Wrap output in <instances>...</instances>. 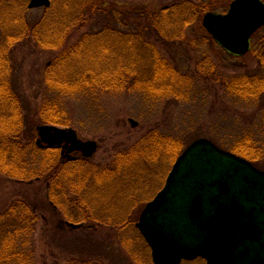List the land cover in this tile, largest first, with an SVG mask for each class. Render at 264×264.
<instances>
[{"label": "rangeland", "instance_id": "374dc122", "mask_svg": "<svg viewBox=\"0 0 264 264\" xmlns=\"http://www.w3.org/2000/svg\"><path fill=\"white\" fill-rule=\"evenodd\" d=\"M56 1L59 5L61 0ZM96 1L102 2L105 14L98 16L97 7L83 2L84 12L89 17L82 16L71 26L67 38L58 47H40L31 36L15 42L8 56L12 67L8 70L11 71L7 75L8 85L14 87L19 95L24 124L33 129L35 145L36 127L52 124L72 128L80 139L97 142L94 155L82 163L89 169L95 167L100 172L110 168L112 171L119 170L120 166L115 163L126 155H141L145 158L146 153L152 155L157 152L159 156L153 160L154 164L149 162L150 167L142 171L145 174L144 182L133 181L128 188L130 180L120 178L121 185L120 182L114 185L115 189H125L128 193L124 197L120 196V192L117 197L114 195L117 204L113 206V210L116 209L114 216L128 221L118 228V232L111 225L101 227L98 222L89 219L85 222L90 221L94 230H70L64 225V219L59 218L57 228L60 231L49 234L44 224L47 216L41 214L35 233L39 264H66L83 247L88 249L89 243L92 247L100 248L103 264H153L149 246L144 239L136 238L139 231L135 224L144 205L156 194V186L159 184L158 188H161L176 153L198 137H206L228 151L234 148L231 152L235 154L241 149L249 157H257L254 161L248 158L250 162L264 168V89L259 90L256 96L247 93L257 86L264 87V63L258 57L264 50L254 51L252 45L245 55L233 56L204 31L201 19L200 30L194 31L197 40L171 42L172 46H163L157 41L155 45L160 54L176 65L184 77L172 83L170 88L173 92L169 94L162 96L156 90L151 92L144 88L107 89L92 83L74 87H58L47 83V68L53 60L74 45L82 34L101 28L108 12L116 15L138 10H158L173 0ZM29 3L30 0H25L23 6V9L26 8L23 15L29 24L42 16H50L46 14L49 13L46 7L50 3L33 7H29ZM95 5L99 6L96 2ZM91 13L95 17L97 15L95 20L89 19ZM244 81L250 83L249 87L253 84L255 87L251 90L245 83L246 90L241 85ZM43 103L51 104L46 107V114L43 110V115L58 120V124L40 119ZM129 119H133L136 124H132ZM160 149L164 151L160 152ZM42 151L45 150L38 154L39 161ZM72 154L84 158L80 152ZM7 185L13 188L15 184ZM88 238L92 239L89 243ZM182 264H205V260L197 258Z\"/></svg>", "mask_w": 264, "mask_h": 264}, {"label": "trees", "instance_id": "16d2710c", "mask_svg": "<svg viewBox=\"0 0 264 264\" xmlns=\"http://www.w3.org/2000/svg\"><path fill=\"white\" fill-rule=\"evenodd\" d=\"M24 1L0 0V264H39L35 233L41 214L47 216L44 224L49 234L60 231L57 228L59 218L64 219V225L70 230H94L90 225L93 220L101 227L111 225L118 232L128 221L114 216L113 206L117 205L114 195L117 197L120 192L124 197L128 193L125 189H115L114 185L120 178L130 180L128 188L133 181L144 182L142 171L159 156L157 152L146 153L145 158L126 155L115 163L120 166L119 170L110 168L100 172L82 164L87 158L65 159L61 148L40 149L35 145L33 129L24 124L19 95L7 81L11 72L8 70L12 68L8 58L12 45L31 36L40 47H58L67 38L71 26L82 16L89 17L84 12L83 2L97 7L98 16L106 9L96 0H61L59 5L56 0H49L50 5L46 7L49 13L46 14L50 16H42L29 24L23 15ZM230 1L173 0L158 10L116 13L117 16L108 12L101 28L85 32L53 60L47 68L46 82L58 87L92 83L107 89L144 88L151 92L156 90L162 96L169 94L173 92L172 83L184 77L176 65L160 54L155 46L157 41L163 46H172L171 42L197 40L194 31L200 30L203 14L212 10L225 11ZM96 17L91 13L89 19ZM252 45L254 51L264 50V26L253 34ZM258 57L264 63V51ZM245 83L250 84L242 82L244 88ZM253 85L248 88L255 87ZM262 89L264 87L257 86L247 93L256 96ZM49 106L51 104H42L40 119L58 124V120L43 115V110L46 114ZM229 149L233 151L234 148ZM41 150L45 151L39 161ZM181 151L176 153L172 163ZM238 154L250 161L257 158L249 157L241 149L237 150ZM9 183L15 184L13 188L7 185ZM158 185L156 189L159 190ZM136 238L143 240L139 233ZM89 240L92 239L88 238L87 242ZM89 245L88 249L83 247L71 256L66 264H103L100 248Z\"/></svg>", "mask_w": 264, "mask_h": 264}, {"label": "water", "instance_id": "95a60500", "mask_svg": "<svg viewBox=\"0 0 264 264\" xmlns=\"http://www.w3.org/2000/svg\"><path fill=\"white\" fill-rule=\"evenodd\" d=\"M41 4L49 0H30L29 7ZM201 25L224 51L243 56L264 26V0H232L225 12L204 13ZM36 131L38 147L62 146L67 157L80 152L90 158L98 147L72 128L41 124ZM135 225L153 264L196 258L206 264H264V170L206 137L196 138L178 155Z\"/></svg>", "mask_w": 264, "mask_h": 264}]
</instances>
